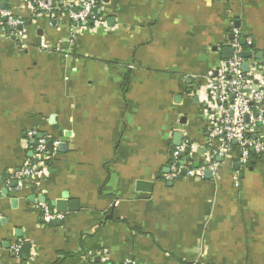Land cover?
I'll list each match as a JSON object with an SVG mask.
<instances>
[{
	"label": "crops",
	"instance_id": "crops-1",
	"mask_svg": "<svg viewBox=\"0 0 264 264\" xmlns=\"http://www.w3.org/2000/svg\"><path fill=\"white\" fill-rule=\"evenodd\" d=\"M98 2L72 38L64 11L0 0L24 21L12 33L0 19V264H264V156L165 179L180 142L204 141L231 26L264 55V0ZM31 130L53 162L19 183ZM63 196L74 210L46 223L38 206Z\"/></svg>",
	"mask_w": 264,
	"mask_h": 264
},
{
	"label": "built area",
	"instance_id": "built-area-1",
	"mask_svg": "<svg viewBox=\"0 0 264 264\" xmlns=\"http://www.w3.org/2000/svg\"><path fill=\"white\" fill-rule=\"evenodd\" d=\"M30 3L37 12L48 15L64 11L74 29L72 38L82 27L98 21V0H30ZM1 18H7L6 25L12 33L24 24L9 11H0ZM230 36L226 47L233 50V56L220 61L215 85L208 94L206 92L205 115L208 120L204 141L202 145L197 143V146L184 141L171 153L166 181L178 180L183 171L186 177L203 179L208 169L212 172L217 170L218 158L235 160L242 168H246L252 159L264 156V55L257 58L252 49L253 39L242 36L234 25L230 28ZM244 52H251V58L246 59ZM245 63L248 64V72L243 71ZM40 135L36 130L27 133L34 151L33 161L13 173L19 183L37 182L50 169L53 154L48 150L47 137ZM199 146L204 150V165H194L187 160ZM38 207L46 223L60 221L63 217L53 212L47 204ZM18 252L19 248H14L13 253ZM124 264L137 262L127 261Z\"/></svg>",
	"mask_w": 264,
	"mask_h": 264
},
{
	"label": "water",
	"instance_id": "water-1",
	"mask_svg": "<svg viewBox=\"0 0 264 264\" xmlns=\"http://www.w3.org/2000/svg\"><path fill=\"white\" fill-rule=\"evenodd\" d=\"M3 4V3H2ZM243 44H245V41L243 40L242 41ZM223 56H224V59H229L233 56V50L230 49V48H226L223 50ZM243 56L246 58V59H249L251 58L252 56V53L251 52H244L243 53ZM263 57V54H258L257 55V58H262ZM249 68H248V64L245 63L243 65V71L244 72H248ZM199 94V92H198ZM43 135H40V137H42ZM179 138H181V135H179ZM181 145V142L178 144V146ZM52 142H48V148L49 149H52ZM190 159V158H188ZM222 159L221 158H218V161H221ZM236 170L237 171H240V164H236L235 166ZM186 172L183 171V174H185ZM213 176V173L210 169H208L206 172H205V177L206 178H211ZM13 186H16V183H13ZM5 195H7V191L4 192ZM67 196H63V199L62 200H58L56 202H52L51 203V207L54 208L56 210V213L58 214H66L68 212L69 209L71 210H74V206L77 205L74 201H70V202H67ZM44 202H46V200L44 199ZM56 224H59V221H55ZM24 247H27L28 249V245H25Z\"/></svg>",
	"mask_w": 264,
	"mask_h": 264
},
{
	"label": "trees",
	"instance_id": "trees-1",
	"mask_svg": "<svg viewBox=\"0 0 264 264\" xmlns=\"http://www.w3.org/2000/svg\"><path fill=\"white\" fill-rule=\"evenodd\" d=\"M258 157H256V159H257ZM251 165V164H250Z\"/></svg>",
	"mask_w": 264,
	"mask_h": 264
}]
</instances>
